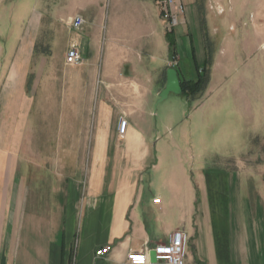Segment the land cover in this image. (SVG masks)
<instances>
[{"label": "crops", "instance_id": "1", "mask_svg": "<svg viewBox=\"0 0 264 264\" xmlns=\"http://www.w3.org/2000/svg\"><path fill=\"white\" fill-rule=\"evenodd\" d=\"M31 1L45 10L27 31L42 13L60 22L82 64L0 61V264H128L177 230L185 264H264V76L237 54L251 32L229 1L179 0L174 54L159 0ZM230 2L264 35V0ZM175 54L179 81L203 71L206 85L157 103Z\"/></svg>", "mask_w": 264, "mask_h": 264}, {"label": "rangeland", "instance_id": "2", "mask_svg": "<svg viewBox=\"0 0 264 264\" xmlns=\"http://www.w3.org/2000/svg\"><path fill=\"white\" fill-rule=\"evenodd\" d=\"M228 1L229 6L224 9L226 14H228V12L231 14L232 11H234L233 15L241 18L240 26L243 28L242 23L245 22L247 29H243L247 30L246 32H251V34L249 33L250 35L248 33L244 35L243 30H241L238 40H236L237 45L241 49L237 54H239L242 59L246 54H250L252 60L258 61V65L261 66L257 69L258 76L262 77L264 76V35L260 34L256 37L252 35L251 20L249 19L252 8L248 7L246 11L241 12L238 6L234 8L236 4L233 6V3L230 2L231 0ZM243 1L244 0H241V2ZM52 7L53 5L48 6L49 11H52ZM240 7H242V5ZM35 10L44 11L45 5H38L31 0H0V61L3 62L2 65L9 60L19 58H30L32 60H60L63 58L64 60L65 50L63 48V36L61 35L62 27L60 22L47 19L44 17V13H42L43 17L32 33L27 31L29 30V17ZM263 18L264 4H257L256 29H258V32L263 27ZM246 43L251 49L254 48L253 52H243L242 49ZM32 45L34 49H32V57H30L29 54ZM250 47H248V50ZM44 52H49V55L46 56ZM176 68L177 67H175V69ZM260 80L263 82L262 84L260 82L258 83L257 92H261L264 95V79L262 78ZM158 111L160 112V110ZM262 168L263 166L260 164L254 165L256 171L263 172L264 168Z\"/></svg>", "mask_w": 264, "mask_h": 264}, {"label": "built area", "instance_id": "3", "mask_svg": "<svg viewBox=\"0 0 264 264\" xmlns=\"http://www.w3.org/2000/svg\"><path fill=\"white\" fill-rule=\"evenodd\" d=\"M158 5L161 10V17L164 22V29L167 33L173 31L180 23L185 9L179 0H159ZM84 20L75 15L71 20V27L75 30L81 29ZM179 61L178 55H174L170 61V67H177ZM65 63L69 66H78L82 64V58L75 48L68 49L65 55ZM202 71H199L201 73ZM127 128V120L123 117L119 118L117 132L119 136H124ZM155 203L159 202V198L154 199ZM188 237L186 234L177 230L174 231L167 242L156 244L153 247L145 248L139 251H129L126 255L128 264H152L150 261V253L155 255L154 264H185L186 247ZM110 247H101L95 252L96 257H103L110 252Z\"/></svg>", "mask_w": 264, "mask_h": 264}, {"label": "trees", "instance_id": "4", "mask_svg": "<svg viewBox=\"0 0 264 264\" xmlns=\"http://www.w3.org/2000/svg\"><path fill=\"white\" fill-rule=\"evenodd\" d=\"M168 41L173 52L174 39L171 33L168 35ZM207 79V74L202 71L197 75L196 80L180 82L181 95L187 99L196 97L203 90L204 86L206 85Z\"/></svg>", "mask_w": 264, "mask_h": 264}, {"label": "water", "instance_id": "5", "mask_svg": "<svg viewBox=\"0 0 264 264\" xmlns=\"http://www.w3.org/2000/svg\"><path fill=\"white\" fill-rule=\"evenodd\" d=\"M166 77V85L160 92L157 103L166 100L169 94L181 95L180 81L176 69L170 67L166 72ZM150 261L152 264L156 262L154 253H150Z\"/></svg>", "mask_w": 264, "mask_h": 264}]
</instances>
